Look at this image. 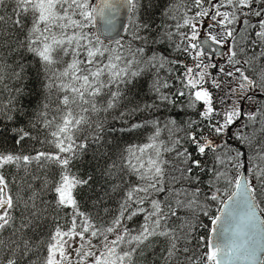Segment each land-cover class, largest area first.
<instances>
[{
  "label": "snow or ice",
  "instance_id": "6c2138e0",
  "mask_svg": "<svg viewBox=\"0 0 264 264\" xmlns=\"http://www.w3.org/2000/svg\"><path fill=\"white\" fill-rule=\"evenodd\" d=\"M164 16L157 31L144 0H0V121L28 124L0 147V264H137L157 238L163 264H264V0ZM146 80L153 102L128 110ZM169 106L189 118L152 113ZM138 129L145 142L108 147ZM89 151L99 192L77 167Z\"/></svg>",
  "mask_w": 264,
  "mask_h": 264
},
{
  "label": "trees",
  "instance_id": "16d2710c",
  "mask_svg": "<svg viewBox=\"0 0 264 264\" xmlns=\"http://www.w3.org/2000/svg\"><path fill=\"white\" fill-rule=\"evenodd\" d=\"M147 4L148 12L152 15V21L154 22L155 30H161L164 28L166 23V17L164 16V12L168 5L175 0H144ZM170 23V21H167ZM155 34V33H154ZM161 51H164V47L160 46ZM9 63L11 62V54L8 55ZM181 60H185L186 57L181 55L179 57ZM188 63L191 64L192 61L188 59ZM11 68L5 66V74L7 77L10 78L11 76ZM6 83H11L10 79H6ZM149 83L147 80L143 82L142 87L137 86L133 89L132 93L129 95V99L131 100V104H128V110H131L133 105L135 104H145L153 102V94L148 90ZM2 96L4 99H7L8 93L6 91L2 92ZM42 97L40 96V89L38 83L35 81V78L32 77L27 79L26 83V90L25 95L22 97V102L25 106V109L28 115H31L32 112L37 108L40 104ZM119 111V110H118ZM118 111L113 113V117L118 118ZM152 113L162 119L165 120L170 116L175 117L177 120L181 119H188V116H185L184 113L180 112L179 109L172 108L171 106L166 108H161L160 110L152 109ZM142 116L137 114L134 117V120H140ZM21 126H28L27 124V116L17 115L14 121H0V147H4L7 149H13L15 146L14 144V137L12 135V128L13 127H21ZM35 134V131L33 130ZM151 129H138L135 132H124L121 133L117 131L114 134H109L107 137L108 147H112L115 143H119L121 148L130 145V144H141L146 141L148 135H150ZM113 136H115V140H113ZM31 145L32 141L26 142ZM37 148L40 147L39 144L36 145ZM18 150V148H17ZM105 149H101L104 151ZM94 151H89L87 156L83 158L81 162H78L77 167L80 169L82 174H93L94 175V190L95 192L100 191V187L97 185V182L103 183V179L100 176V168L103 167V162L94 159ZM98 165L100 167H98ZM81 191V202L85 207H91V201H89V197L94 194L93 189H82ZM117 199H113L108 201L107 203L109 206L115 210L117 206ZM213 214H215V208H213ZM142 218L137 217L134 218L132 222H129L132 227H136L138 223L141 221ZM204 222L208 223L207 218H204ZM31 235V234H30ZM200 235H206V230L201 231ZM165 248V244L163 241L157 238V242L152 244L148 249L145 250V253L139 257H137V264H163L161 259L163 250Z\"/></svg>",
  "mask_w": 264,
  "mask_h": 264
},
{
  "label": "water",
  "instance_id": "95a60500",
  "mask_svg": "<svg viewBox=\"0 0 264 264\" xmlns=\"http://www.w3.org/2000/svg\"><path fill=\"white\" fill-rule=\"evenodd\" d=\"M209 53L211 54V48L209 49ZM217 55H219V53H217Z\"/></svg>",
  "mask_w": 264,
  "mask_h": 264
},
{
  "label": "rangeland",
  "instance_id": "374dc122",
  "mask_svg": "<svg viewBox=\"0 0 264 264\" xmlns=\"http://www.w3.org/2000/svg\"><path fill=\"white\" fill-rule=\"evenodd\" d=\"M207 25V22H205V26ZM202 35H203V33H202Z\"/></svg>",
  "mask_w": 264,
  "mask_h": 264
},
{
  "label": "flooded vegetation",
  "instance_id": "af4514ba",
  "mask_svg": "<svg viewBox=\"0 0 264 264\" xmlns=\"http://www.w3.org/2000/svg\"><path fill=\"white\" fill-rule=\"evenodd\" d=\"M217 55V54H216ZM219 57V55H217V58ZM214 71V70H213Z\"/></svg>",
  "mask_w": 264,
  "mask_h": 264
}]
</instances>
